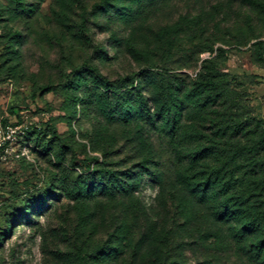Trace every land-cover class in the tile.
I'll list each match as a JSON object with an SVG mask.
<instances>
[{
    "label": "rangeland",
    "instance_id": "374dc122",
    "mask_svg": "<svg viewBox=\"0 0 264 264\" xmlns=\"http://www.w3.org/2000/svg\"><path fill=\"white\" fill-rule=\"evenodd\" d=\"M250 2L0 0V126L15 130L0 152V264H88L130 204L135 264H264V220L237 230L264 200L223 212L219 183L197 184L217 158L189 162L211 136L201 82L223 94L212 122L264 121V15ZM88 177L132 197L76 204Z\"/></svg>",
    "mask_w": 264,
    "mask_h": 264
},
{
    "label": "trees",
    "instance_id": "16d2710c",
    "mask_svg": "<svg viewBox=\"0 0 264 264\" xmlns=\"http://www.w3.org/2000/svg\"><path fill=\"white\" fill-rule=\"evenodd\" d=\"M250 4L264 15V3L251 0ZM170 31L172 29L167 28L156 34L162 39ZM173 45V40L167 41V50L171 51ZM135 52L137 53V50ZM146 54L148 55L147 52ZM149 64L155 67L152 60ZM201 87H205V92H201L203 95L201 100L203 106L200 109L202 119L206 118L211 125L207 126L204 122L200 129H204L211 136L204 145L193 153L189 158V162L192 166H198V164L200 166L203 160L213 156L217 159L212 164L203 166L204 171H201V173H205L206 177L197 184L207 188L211 182L219 183L221 187L220 195L224 197L223 202L220 204L223 212L232 205L229 215H243L246 211L249 212L248 210H251L252 213L255 211L252 208L254 207L253 204L264 200V121L258 122L253 118L238 117L230 111L224 123L218 118L215 122H212L213 116L221 119V113L217 109L225 107L221 100L223 94L218 91L219 86H210L208 81L201 82L199 88ZM179 88L180 86L177 87V89ZM172 101L174 105H177L175 99ZM208 103L212 108L206 110ZM94 174H96V178L101 179V184L104 183L106 178L109 182H114L116 178L114 172L107 170H98ZM95 177L91 180L89 177L87 179L88 186H85L84 190L87 191L88 195L81 196L79 194L80 189H76L68 195L72 197V201L79 204L85 199H97L100 195H106L105 199H107L111 198L113 192L118 193L121 198L132 197V192L128 189H122V185H120L122 188H113L112 192H108V189L104 187L96 191L97 185H92ZM110 201L111 199L106 202L109 203ZM133 207L132 204L123 207L125 222H122L120 229H118V235H115V237H113V234L108 235L103 244L98 249L93 250L88 264H95L94 261H96V264H135L137 257L135 253L128 250L130 241L125 229L127 228L125 223L128 222L130 209ZM262 220H264V212H260L259 215L249 221L242 222L240 228L237 229L241 231L239 238L243 236L242 231L251 232L255 228L257 229L263 223ZM253 249L255 253L262 254L264 252V239L255 241Z\"/></svg>",
    "mask_w": 264,
    "mask_h": 264
},
{
    "label": "built area",
    "instance_id": "2783aa9c",
    "mask_svg": "<svg viewBox=\"0 0 264 264\" xmlns=\"http://www.w3.org/2000/svg\"><path fill=\"white\" fill-rule=\"evenodd\" d=\"M15 130L11 126H0V152L3 151L5 146L14 140ZM20 135H24V131L19 132Z\"/></svg>",
    "mask_w": 264,
    "mask_h": 264
}]
</instances>
